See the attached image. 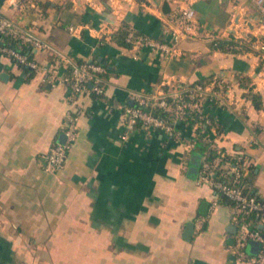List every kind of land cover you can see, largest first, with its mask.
I'll use <instances>...</instances> for the list:
<instances>
[{
    "label": "crops",
    "instance_id": "crops-1",
    "mask_svg": "<svg viewBox=\"0 0 264 264\" xmlns=\"http://www.w3.org/2000/svg\"><path fill=\"white\" fill-rule=\"evenodd\" d=\"M13 1L0 0V16L45 43L33 52L40 65L60 76L97 61L106 73L103 95L70 103L47 72L26 70L0 50V264H252L233 252L231 206L182 164L192 129L178 125L180 140L142 129L125 134L120 105L133 92L156 96L224 77L232 104L206 107L218 125L208 146L241 153L247 185L264 199V60L212 44L247 33L244 16L264 36L256 7L249 0H16L15 9ZM187 7L197 30L179 35L175 56L118 40L125 26L168 41ZM77 106L78 136L65 165L46 171L37 157ZM259 249L255 241L245 247L249 256Z\"/></svg>",
    "mask_w": 264,
    "mask_h": 264
},
{
    "label": "built area",
    "instance_id": "built-area-1",
    "mask_svg": "<svg viewBox=\"0 0 264 264\" xmlns=\"http://www.w3.org/2000/svg\"><path fill=\"white\" fill-rule=\"evenodd\" d=\"M249 1L264 17V0ZM12 6L20 9V4L16 0L12 2ZM237 23L235 24L238 25ZM243 25L247 27L244 23ZM175 27L177 32L168 41H156L132 31L127 33L125 41L137 46H148L164 56H175L178 51L179 35H191L197 30L193 8L182 9L176 15ZM253 30H248L251 33L249 37L234 30V37L228 39L226 48L232 51H250L264 60V36L260 38ZM0 34L14 41V45L17 46L0 45V50L4 54L30 71L47 72L50 80L58 81L68 89L70 103L75 102L77 95H103L106 67L102 63L83 61L69 66L63 75L57 76L53 66L40 65L33 56V52L46 47L43 41L19 27L13 19L3 16H0ZM216 44L214 42V45ZM230 92L231 83L222 76L212 77L205 83L194 82L175 92L156 96L133 92L130 94L131 103L120 105L124 133L129 134L142 129L146 133L160 132L167 137L180 140L182 131L178 125L190 127L192 138L185 142L182 159V164L187 167L190 165L191 155L195 152L197 137L206 132L203 141L207 143L211 141L210 133L218 132L215 120L205 113L206 107L231 106ZM81 113V107L78 106L67 111L60 129L64 140L54 141L46 152L38 155L37 159L46 171L56 173L63 169L68 153L78 136L77 123ZM189 115L195 118L192 123L186 121ZM215 150L213 156H210L209 151L199 155L196 181L199 184H209L212 191L224 198L231 206L232 223L235 226L233 252L236 258L241 261L247 260L252 264H264V200L258 196L253 187L247 185L245 179L248 165L244 162L243 155L239 152L226 154L221 149ZM249 241L260 244L259 251L252 256L247 255L245 251Z\"/></svg>",
    "mask_w": 264,
    "mask_h": 264
},
{
    "label": "trees",
    "instance_id": "trees-1",
    "mask_svg": "<svg viewBox=\"0 0 264 264\" xmlns=\"http://www.w3.org/2000/svg\"><path fill=\"white\" fill-rule=\"evenodd\" d=\"M130 30H129V28H127V27H125V26H123V27H121L120 28V30H119V32H118V40H119V42L120 43H122V44H128L126 41H125V37H126V35H127V33L129 32ZM214 42H216L217 44L216 45H218V46H220L221 48H223V49H225L226 50V44L228 43V40H215V41H212V44L214 43ZM14 41H12L11 39H9V38H7V37H4L3 38V41L1 42V45H9V46H14V47H17L16 45H14ZM215 45V46H216ZM25 68V67H24ZM26 70H28L27 68H25ZM210 80V78H204V79H201V81L200 82H202V83H205V82H208ZM253 101H256V98L255 97H253ZM257 105V104H256ZM195 120V118L194 117H192L191 115H189L188 117H187V122L188 123H192L193 121ZM206 136V132H204V133H202L199 137H197V139H196V149H198L199 151H201V152H203L204 150H207V151H209V153H210V156H213L214 154H215V149H210L209 147L210 146H208V145H210V142H207V143H205L204 141H203V137H205ZM246 180V179H245ZM246 181H248V180H246ZM249 182V181H248ZM222 198V197H221ZM223 200H225L224 198H223ZM264 200V199H263ZM258 226V225H257ZM263 229V228H262Z\"/></svg>",
    "mask_w": 264,
    "mask_h": 264
},
{
    "label": "water",
    "instance_id": "water-1",
    "mask_svg": "<svg viewBox=\"0 0 264 264\" xmlns=\"http://www.w3.org/2000/svg\"><path fill=\"white\" fill-rule=\"evenodd\" d=\"M238 17H239V15L237 13L236 14V18H235V23L238 22ZM243 18H244L243 23L247 26L248 30L249 31L253 30L254 26H253V24L250 21V18L251 17L244 16ZM255 20H257V19L255 18ZM249 31L247 33H245V36L246 37L251 36V33ZM63 140H64V137L61 134L59 136L58 141H63ZM199 161H200L199 154L198 153H193L191 155L190 166H189L188 171H187V175H188L189 178H192V179H195L196 178L197 168H198V165H199ZM187 228L188 229H192V224L191 223H188ZM228 230L235 233V227L233 225H229L228 226Z\"/></svg>",
    "mask_w": 264,
    "mask_h": 264
}]
</instances>
